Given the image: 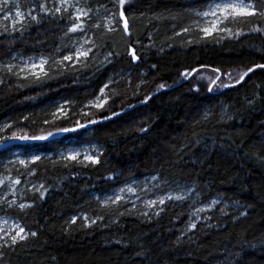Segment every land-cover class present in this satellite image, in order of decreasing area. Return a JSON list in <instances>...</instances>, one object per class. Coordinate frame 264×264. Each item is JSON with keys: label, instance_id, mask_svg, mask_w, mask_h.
Masks as SVG:
<instances>
[{"label": "trees", "instance_id": "trees-1", "mask_svg": "<svg viewBox=\"0 0 264 264\" xmlns=\"http://www.w3.org/2000/svg\"><path fill=\"white\" fill-rule=\"evenodd\" d=\"M89 3L100 8L101 16L94 13L85 27L101 46L86 66L71 61L56 71L52 65V78L42 81L0 72L6 81L0 85V125L11 126L0 140L13 134L47 135L74 127L76 120L98 123L47 141L2 146L0 157L12 147L50 153L75 138L77 143H99L100 163L72 161L65 166L61 159L43 157L33 164L47 192L43 199L33 193L32 207L11 212L36 236L5 247L0 264H264V162L256 158L264 157V70L255 69L239 84L234 79L264 64V36L236 39L220 34L218 43L216 33L202 38L195 10L202 9L205 0H126L128 33L119 17L118 29L109 32L103 7L118 14V0ZM259 19L229 26L249 33ZM97 22L100 29L92 27ZM71 43L55 25H32L15 44L0 36V62L15 53L59 59L71 50L63 45ZM131 48L139 60L132 59ZM108 52L113 53L112 62L104 64ZM214 68L232 73L233 78L221 77L232 86L209 92L203 78L214 77ZM196 69L187 80L180 75ZM110 78L118 83L109 87L114 94L104 108L81 114L78 106L95 97ZM161 83L166 87L157 91ZM61 98L69 100L73 110L53 124L50 112ZM12 140L18 139L7 143ZM154 174L194 183L203 201L219 197L222 202L197 222L190 215V201H170L159 216L144 217L133 212L119 216L117 208H106L94 198L114 185ZM245 211L247 216L240 215ZM81 212L93 219L102 215L103 220L86 227L78 217ZM73 216L75 224L70 223ZM189 221L197 223L196 229L186 230Z\"/></svg>", "mask_w": 264, "mask_h": 264}, {"label": "snow or ice", "instance_id": "snow-or-ice-1", "mask_svg": "<svg viewBox=\"0 0 264 264\" xmlns=\"http://www.w3.org/2000/svg\"><path fill=\"white\" fill-rule=\"evenodd\" d=\"M126 0H118V7L119 12L117 13H110V11L103 7V19L107 20V24L105 27L107 31H116V27L113 26V21L117 20V17L122 19L123 23V31L128 33L129 26L128 20L125 17V13L123 11L124 5ZM259 5V6H257ZM97 16H101V11L99 7H96L89 3V0H23V7L21 4V0H0V19L3 21H9V24H5L2 29H0V36H7L9 38L10 44H15L18 40L23 41L25 38V32L30 28L32 25H44V24H51L55 25L59 30L63 33L64 37H68L72 43L71 45L64 44L63 47H71L72 54L71 55H63L59 59H57L54 55L44 56L43 54L39 56H28L26 59L22 55L13 56V60H19V63H12L8 62L5 64H0V72L6 73L9 77H16L17 79L27 80L29 77H32L34 80L42 81L45 79H51L52 77L49 75V71L52 70V65L56 66V71H63L65 68V62H70L75 60L76 63H81L82 66L87 65L88 58L90 55L94 54L95 49L99 48L101 45L97 44L96 40L93 39L92 36L88 34V31L85 27L86 23L91 19L93 14ZM195 15L202 20V25L199 27V31L202 33V38L211 37L213 33L218 35L216 42H219L220 34H227L228 36H235L236 39H239L240 36H248L251 34H260L264 36V0H205V6L202 9L195 10ZM109 17H111L109 19ZM259 17L260 19L257 21L256 24L251 26L249 33H244L242 30L234 31L232 27L229 25L231 24H238L241 20L245 22L249 18H256ZM63 22V24H62ZM92 27L96 29H100L101 24L97 22L92 25ZM189 31L188 28H184L183 32L187 33ZM19 33L17 37L15 34ZM79 33L80 37L76 38L71 34ZM94 35V34H93ZM179 35V33H177ZM191 43V41H189ZM106 46V45H105ZM61 48H57V52L61 51ZM113 56L112 52H108L104 58V64L111 63V57ZM131 56L133 60H139L140 57L136 55L135 48H131ZM51 62V63H50ZM49 66V70H45V66ZM75 66V65H73ZM155 65H152V68L155 69ZM262 69L264 70V64H256L253 67H249L243 73H240L235 77V83L239 84L244 81L245 77H248L250 73L255 71V69ZM199 71L196 70H186L182 72L180 75L183 79L187 80L191 77V75ZM212 72L215 73V76H208L203 79H206L208 83L205 85L209 92L213 91V88H226L232 86L231 84L227 83L226 81L222 80V76H226L229 78L232 77V73H221L219 68L212 69ZM6 83L3 76H0V85ZM118 83V81L110 78L108 83L104 84V86L99 90V95L96 96L95 100L90 101L88 105L84 107H95L97 109H103L105 104L108 102V98L110 94H114L113 90H109V94L105 93V89L109 88L110 84ZM128 85L131 86V80L127 81ZM22 86V85H21ZM137 88L140 87L138 84ZM166 85L161 83L158 85V89L162 90L165 89ZM199 90L198 88L196 89ZM148 99H151V96L145 98L144 102H147ZM67 103V102H66ZM251 103V101H250ZM83 115H89L86 112H81ZM52 123H55V120L58 118H67V112L63 105H59L57 110L52 114ZM112 115H118V113H112ZM109 117H105L107 119ZM207 118V117H206ZM230 118V117H229ZM24 119H28L25 117ZM44 123H50L49 120H45ZM98 123L95 119H89L87 123H80L79 120L75 121L74 127H63L58 129L57 132H48L47 135H39V136H28V135H21L16 136L13 134L12 137H5L4 139L0 140V146H3L7 143L9 139H18L25 142L30 141H47L49 138H53L56 135L65 134V133H73L78 131L81 128H87L90 124ZM7 127H11L8 125ZM143 130V129H142ZM187 147V145H185ZM61 160L65 162V166H67V162L75 161L80 164H85V162H89L91 164H99L100 163V155L101 152L98 150H93L91 154L89 151H84L82 159L81 152L73 148L71 151L65 153H61ZM257 159H260L261 162H264V157L257 156ZM41 157L36 155L32 158V162L40 160ZM12 163V161H9ZM20 164H25L24 160L19 161ZM30 174H34V170H30ZM112 179V177H109ZM11 181L7 185V189L11 190L14 194L15 189L13 185H19L21 183L20 179H15L14 181L11 180L10 177L7 178ZM151 179H155L160 181L159 177H152ZM168 182L160 181L151 187H148V182L146 181L145 184H135V182L128 183L125 182L124 187L119 189L120 193H131L137 198H139L140 192H150L153 188L160 190L164 194L157 195L156 199H148L144 201V205L146 208L149 209H156L153 215L159 216L161 212L165 210L164 206L166 202H183V201H190L191 206H195L196 201L200 198V193L196 191L195 188L191 186H186L185 189L181 190V193L178 195H173L171 191H166L164 185ZM5 185L4 180H0V187ZM35 187V185H34ZM41 189H44L41 191ZM36 191L40 193V199H43L47 189L44 188L43 184H40L39 187L36 188ZM195 199H190V198ZM98 202L101 203L103 206L107 207L109 205H116L117 212L119 216H123L125 212H129L126 207V201L124 197L119 194H114L111 196H106L104 199L97 198ZM220 202L219 198L212 199L207 203V205L203 207H196L195 211L191 212L190 215L192 217L198 216L201 212H206L212 208H214ZM4 204L11 207L12 205L16 204L15 200H8L7 196L0 197V207ZM32 204H25L20 203L18 207L21 210L25 208L32 207ZM124 206L125 212H119V207ZM223 213L224 210L220 209ZM130 214V212H129ZM144 216H148V212L142 213ZM242 216H247L248 212L245 211L241 213ZM83 220L86 222L85 226L90 227L92 224H95L97 220H103V216L97 214L94 219H91L87 215H82ZM77 220L76 216L71 218L70 223L75 224ZM90 220V223H89ZM4 223H8L7 220ZM112 223H118V220L113 219ZM197 223L194 221H189L186 225V230L191 231L196 229ZM0 248L4 246H12L18 243L19 241L26 240L28 235L36 236V232H28L23 226L19 223L13 222L9 229L6 230L3 227H0ZM120 241H117L119 243ZM141 253H138L140 255ZM0 256H2V252H0Z\"/></svg>", "mask_w": 264, "mask_h": 264}, {"label": "rangeland", "instance_id": "rangeland-1", "mask_svg": "<svg viewBox=\"0 0 264 264\" xmlns=\"http://www.w3.org/2000/svg\"><path fill=\"white\" fill-rule=\"evenodd\" d=\"M0 15H2V14H0ZM110 18L111 17H109V19ZM9 23H10L9 21H3L2 19H0V29H2L5 24H9ZM104 23H105L104 24V26H105L107 24V20L106 19H104ZM202 23L203 22H202L201 18L197 17L196 25H197L198 29H199L200 25H202ZM113 26L116 27V29H118V25H117V21L116 20L113 21ZM66 54L67 55H71L72 54V49L69 50V51H66L64 53V55H66ZM17 55H20V54L15 53V54H13L11 56V58L3 60L2 62H0V64H5V63H8V62L19 63L20 62L19 60H13L12 59L13 56H17ZM22 56L26 59L28 56H38V55H22ZM73 61H75V60H73ZM48 69H49V67L46 65L45 66V70L47 71ZM118 77H122V76H118ZM114 80L117 81V78H114ZM113 84H110L109 87L112 86ZM109 90H110L109 88L105 89V93L109 94ZM97 95H99V93ZM96 96L86 100L81 106H78L79 110L80 111L83 110L84 112L87 113L88 109L95 108V107H91V106L86 108L84 106L88 105L90 101L95 100ZM109 99H110V96L108 98V101H109ZM59 105H63L64 106L65 111L67 112V116L73 110L72 107L74 106L67 99L61 98V99L55 101V107L50 112V117L51 118H52L51 114L57 110V107ZM222 112H223L224 116H226V117L229 116V112H228V109H227L226 105H224L222 107ZM8 125H9V123H4V124L0 125V134L3 135L2 137L5 136V132H6V129H7ZM88 133H90V131ZM75 141H76L75 138L67 139L64 142L63 146H59L57 149H55L54 151H52L50 153H44V152H38V151H26L22 147H12L8 151L3 152V155L0 157V180H4L5 181V185L3 187H0V197L7 196L8 200H15L16 204L12 205L11 207L7 206V204H4L2 207H0V227H3L4 229L8 230L9 226L13 222H16V223H19L21 226H23L25 228L24 224L21 222L19 217H17L15 214H13L11 212V210H18V209L21 210L18 207V205L20 203L32 204V202H31L32 194L37 192L36 188L39 187L40 184H43V182L41 180H39V179H37L35 177L36 170H35V168L33 166L34 163L32 162V158L34 156L39 155L41 157V159L43 157H46V158H53V159H56V160H60L61 159V155H60L61 153H65L66 154L67 152H69L73 148H75L76 150L81 152L80 159H82L84 151H89L90 154H91V152L93 150H98L101 153L103 151L102 146L99 143H97V142H86V143L85 142L84 143L83 142H78L77 143ZM20 160H24L25 164H23V165L20 164L19 163ZM9 161H12V163H9ZM87 163H89V162H85V164H87ZM30 170H34V174H30ZM154 176L159 177L160 181H165L166 180L168 183L166 185H164V188H165L166 191H171L173 195L180 194L181 190L185 189L186 186H191V187L195 188L197 192H199L197 190V188H196V185L194 183H185V182H180L179 180H173V179H167V178L163 179V178H161V176L159 174L147 175V176H144L143 178L139 179L138 181L131 180L128 183L135 182V184H145V182L147 181L148 182L147 186L151 187V185H154V184L160 182V181H157L155 179H151ZM8 177H10L12 181H14L15 179H20L21 180V183L19 185H13V187L15 189L14 194L12 193L11 190L7 189V185L9 183H11V181L7 179ZM34 185H35V187H34ZM124 185H125V183L114 185L111 188V190L108 191L107 193H104L102 195L95 194L94 198L97 199L99 197L102 200L106 196L119 194V195H122L124 197V200L127 202L126 203V207L129 210V212H133L135 215H139V216H144L142 213L148 212V216H144V217L153 216V213H154V211H156V209L146 208L145 205H144V201H146L148 199H156L157 195H162L164 193L161 192L158 189L153 188L152 191H150V192H140L139 193V198H137V196H135V195H133L131 193H127V192L120 193L119 189L121 187H124ZM216 198H219V197H213L212 199H216ZM190 199H195V198L193 197V198H190ZM211 200H209V201H211ZM209 201H203L202 200V196L200 194L199 200L196 201L195 206L192 207V212L195 211L196 207H203V206L207 205V203ZM168 202H170V201H168ZM168 202H166V203H168ZM221 202H222V200L220 199V202L218 204H220ZM106 208L113 209V208H117V206L116 205H109ZM214 208H212V209H210V210H208L206 212L199 213L198 216L193 217V219L196 220L197 222L206 219L208 217V213L210 211L214 210ZM26 209L27 208H25L24 210H26ZM119 211L125 212V207L124 206L119 207ZM125 213H127V212H125ZM82 215H87L90 218V220L93 219L90 216V214L83 213V212H81L78 215V217L82 218ZM5 220H7L8 223H4ZM90 220H89V223H90ZM25 230H26V228H25ZM26 233H28L27 230H26ZM0 234H2V233H0ZM18 241H19V239H18ZM0 243H2V242H0ZM5 247H10V246H4L3 248H0V252H2Z\"/></svg>", "mask_w": 264, "mask_h": 264}, {"label": "water", "instance_id": "water-1", "mask_svg": "<svg viewBox=\"0 0 264 264\" xmlns=\"http://www.w3.org/2000/svg\"><path fill=\"white\" fill-rule=\"evenodd\" d=\"M18 143H25V141H22V140H12V141L6 143L3 146H9V145H14V144H18ZM0 148H2V146Z\"/></svg>", "mask_w": 264, "mask_h": 264}]
</instances>
